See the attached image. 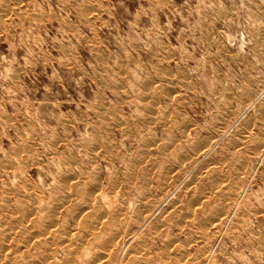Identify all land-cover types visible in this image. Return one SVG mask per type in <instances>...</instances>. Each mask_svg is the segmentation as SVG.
I'll use <instances>...</instances> for the list:
<instances>
[{"label":"rangeland","instance_id":"374dc122","mask_svg":"<svg viewBox=\"0 0 264 264\" xmlns=\"http://www.w3.org/2000/svg\"><path fill=\"white\" fill-rule=\"evenodd\" d=\"M0 257L264 264V0H0Z\"/></svg>","mask_w":264,"mask_h":264},{"label":"bare ground","instance_id":"6f19581e","mask_svg":"<svg viewBox=\"0 0 264 264\" xmlns=\"http://www.w3.org/2000/svg\"><path fill=\"white\" fill-rule=\"evenodd\" d=\"M110 123V122H109ZM109 144V143H108ZM79 161V160H78ZM63 177V176H62ZM71 185V184H70ZM69 185V186H70ZM55 186V185H54ZM73 188H74V186H73ZM76 189V188H75ZM65 190V189H64ZM68 199V198H67ZM93 203V202H92ZM72 204V203H71ZM57 205V204H56ZM74 207V206H73ZM47 211V210H46ZM54 215V214H53ZM52 216V215H51ZM18 217V216H17ZM16 218V217H15ZM14 219V218H13ZM52 219V218H51ZM51 219H49V220H51ZM75 219V218H74ZM12 220V219H11ZM21 221V220H20ZM48 221V220H47ZM52 221V220H51ZM36 222V221H35ZM21 223V222H20ZM54 223V222H53ZM71 223V222H70ZM79 223V222H78ZM13 224V223H12ZM35 224V223H34ZM40 224V223H39ZM45 224V223H44ZM28 225V224H27ZM53 225V224H52ZM32 226V225H31ZM44 226V225H43ZM22 227V226H21ZM29 227V226H28ZM46 227V226H45ZM44 227V228H45ZM24 228V227H23ZM26 228V227H25ZM47 230V229H46ZM52 230V229H51ZM54 230V229H53ZM21 231V230H20ZM39 231V230H38ZM48 231V230H47ZM72 231V230H71ZM100 231V230H99ZM28 232V231H27ZM31 232V231H30ZM42 232V231H41ZM51 232V231H50ZM53 232V231H52ZM48 233V232H47ZM54 233V232H53ZM33 234V233H32ZM37 234H39V233H37ZM44 234V233H43ZM74 234V233H73ZM21 235V234H20ZM29 235H31V234H29ZM36 235V234H35ZM50 235V234H49ZM53 236H54V234H52ZM50 236V237H53V236ZM4 236V235H3ZM9 236V235H8ZM19 236V235H18ZM37 236V235H36ZM39 236V235H38ZM27 237H28V235H27ZM40 237V236H39ZM46 237V236H45ZM49 237V236H48ZM31 238V237H30ZM30 238H28V239H30ZM41 238V237H40ZM2 239V238H1ZM3 239H6V238H3ZM26 239V238H25ZM34 239H36L35 237H34ZM44 240V239H43ZM67 240H69V239H67ZM4 241V240H3ZM6 241V240H5ZM27 241V240H26ZM32 241V240H31ZM46 241V240H45ZM51 241V240H50ZM7 242H9V241H7ZM6 242V243H7ZM13 242V241H12ZM11 242V243H12ZM15 242V241H14ZM40 242H42V241H40ZM44 242V241H43ZM39 243V242H38ZM45 244V243H44ZM51 244V243H50ZM7 245H9V243L7 244ZM47 245H49V244H47ZM44 246V245H43ZM6 247H8V246H6ZM45 247V246H44ZM14 248H17V246L16 247H14ZM9 249V248H8ZM11 250V249H10ZM15 250V249H14ZM12 251V250H11ZM13 254V253H12ZM4 255V254H3ZM2 257V256H1ZM0 257V258H1ZM5 258V257H4ZM2 260V259H1ZM41 260V259H40ZM44 262V261H43ZM2 263V262H1ZM8 263V262H7ZM3 264H5V263H3Z\"/></svg>","mask_w":264,"mask_h":264}]
</instances>
